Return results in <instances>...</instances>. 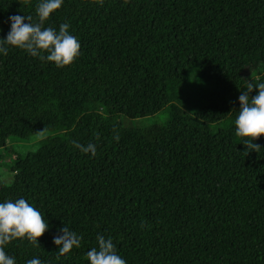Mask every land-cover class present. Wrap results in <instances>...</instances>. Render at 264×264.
Returning <instances> with one entry per match:
<instances>
[{
    "label": "trees",
    "instance_id": "16d2710c",
    "mask_svg": "<svg viewBox=\"0 0 264 264\" xmlns=\"http://www.w3.org/2000/svg\"><path fill=\"white\" fill-rule=\"evenodd\" d=\"M39 2L0 0V38L10 15L38 22ZM63 22L71 64L0 55V147L40 137L0 202L23 197L49 224L6 253L88 264L100 233L127 264H264V135L246 152L234 133L238 95L264 82V0H64L43 26ZM165 108L164 124H138ZM63 226L82 238L59 255Z\"/></svg>",
    "mask_w": 264,
    "mask_h": 264
},
{
    "label": "clouds",
    "instance_id": "9594fccd",
    "mask_svg": "<svg viewBox=\"0 0 264 264\" xmlns=\"http://www.w3.org/2000/svg\"><path fill=\"white\" fill-rule=\"evenodd\" d=\"M64 0H40L35 8L38 22H32L31 15H10L7 18L9 29L0 38V55H7L9 47L25 51L29 56L41 61L52 62L56 67L71 64L79 56L80 43L77 37L70 33L67 22L60 23L57 28L43 26L50 13L61 7ZM237 100L238 112L234 118L235 136L241 139V144L248 150H261V146L253 143V139L264 135V82L248 81ZM255 89V94L249 95ZM246 138V139H243ZM114 139H118L114 137ZM73 146L83 153L95 155L93 143L86 146L73 141ZM49 228L38 208L27 202L25 198L8 199L0 202V264H16L15 258L5 251V245L16 238H24L37 244V237ZM58 235L52 237V243L57 246L59 255L68 253L72 248H79L81 235L68 227L58 229ZM96 246L86 253L88 264H127L118 254L112 237L105 238L97 233ZM25 264H41L38 257L27 259Z\"/></svg>",
    "mask_w": 264,
    "mask_h": 264
},
{
    "label": "rangeland",
    "instance_id": "374dc122",
    "mask_svg": "<svg viewBox=\"0 0 264 264\" xmlns=\"http://www.w3.org/2000/svg\"><path fill=\"white\" fill-rule=\"evenodd\" d=\"M168 119V110L165 108L154 116L138 121L141 126H151L154 124H164ZM121 122L125 126H132V120L123 115ZM40 137L30 139L28 142L8 140L4 146L0 147V184H10L13 180L14 171L12 165L18 155L35 150Z\"/></svg>",
    "mask_w": 264,
    "mask_h": 264
}]
</instances>
